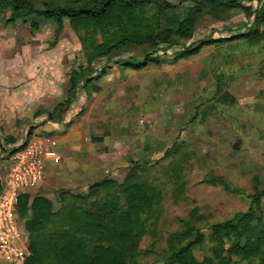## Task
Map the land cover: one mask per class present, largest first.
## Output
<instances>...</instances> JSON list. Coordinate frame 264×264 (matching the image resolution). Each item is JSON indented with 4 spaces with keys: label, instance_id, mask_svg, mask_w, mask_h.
Instances as JSON below:
<instances>
[{
    "label": "rangeland",
    "instance_id": "374dc122",
    "mask_svg": "<svg viewBox=\"0 0 264 264\" xmlns=\"http://www.w3.org/2000/svg\"><path fill=\"white\" fill-rule=\"evenodd\" d=\"M234 1L152 0V16L155 11L169 21L194 19L192 38L178 35L177 40L197 52L181 58L175 46L166 55L158 53L166 58L162 63L141 70L109 64L104 76L94 77L87 91L78 93L61 123L49 124L50 130L32 115L17 127L1 103L0 194L6 189L10 152L26 140L48 137L44 141L56 144L61 161L47 164L42 182L28 193L31 198H44L58 211L61 196L70 194L85 199L86 211L102 215L107 199L89 191L92 185L147 179L161 199L137 243V264H165L166 257L197 235L202 245L191 254L198 261L209 256L211 227L247 212L252 195L264 191V36L254 43L230 38V32L244 31L249 23L245 8L256 5ZM9 17L10 12L0 14V74L20 72L24 86L55 79L64 100L68 73L84 64L69 20H63L55 38L50 21L40 20L33 29L31 19L6 24ZM129 54L139 57L140 51ZM40 68L45 73L52 68L54 76ZM57 105H47L48 113ZM175 167L181 169L179 180L169 172ZM177 191L182 193L178 198ZM18 223L28 245L24 222ZM0 264H6L1 254Z\"/></svg>",
    "mask_w": 264,
    "mask_h": 264
},
{
    "label": "trees",
    "instance_id": "16d2710c",
    "mask_svg": "<svg viewBox=\"0 0 264 264\" xmlns=\"http://www.w3.org/2000/svg\"><path fill=\"white\" fill-rule=\"evenodd\" d=\"M151 1L0 0V14L10 12L6 24L28 18L32 20L33 29H37L40 20H47L58 38L63 31V20L68 19L70 29L78 38L84 64L68 73L66 100L53 110L55 116L46 114L47 122L61 123L65 112L77 101L78 93L86 92L94 77L104 76L111 63L141 70L149 64L162 63L166 58L158 53L166 55L175 46L181 48L177 52L181 58L197 52V48L190 49L177 40L178 35L192 38L194 19L169 21L166 14L159 15L155 11L152 16L148 13ZM200 1L205 5H222L223 2L236 5L234 0ZM248 2L256 3L255 7L245 8L249 23L242 26L244 31L230 32V38L246 37L254 43L264 36L257 28L260 23L264 24V0ZM132 49L139 50L140 56L130 55ZM180 170L175 167L169 172L179 180ZM89 191L106 197L102 215L86 211L82 207L86 205L85 199L70 194L61 196L58 211L41 197L24 194L18 198L17 217L27 230L30 254L24 264H137L136 246L146 233V223L154 218L160 192L147 179L139 183L133 179L121 185L103 180L92 185ZM181 194L177 191L176 198ZM251 199L247 212L211 227L209 256L198 261L191 254L202 245L197 235L194 241L166 257L165 264H264V191L252 195ZM121 200L125 211L121 210ZM28 220L30 223L25 226Z\"/></svg>",
    "mask_w": 264,
    "mask_h": 264
},
{
    "label": "built area",
    "instance_id": "2783aa9c",
    "mask_svg": "<svg viewBox=\"0 0 264 264\" xmlns=\"http://www.w3.org/2000/svg\"><path fill=\"white\" fill-rule=\"evenodd\" d=\"M20 147L15 148L6 189L0 194V254L6 264H24L30 256L24 228L18 223V198L42 182L48 163L60 162L55 143L37 138Z\"/></svg>",
    "mask_w": 264,
    "mask_h": 264
},
{
    "label": "crops",
    "instance_id": "0c3cea01",
    "mask_svg": "<svg viewBox=\"0 0 264 264\" xmlns=\"http://www.w3.org/2000/svg\"><path fill=\"white\" fill-rule=\"evenodd\" d=\"M51 69L48 70L47 73H45L43 71V68H40V71L42 74H44V73H45V75L50 74V76L52 77V75L54 76L55 70L52 71ZM56 73H55V75H57ZM21 74L22 73H20V72H16L13 74H11L9 72H4V74H0V77H2V80H1L2 83L0 84V97L1 98L4 97L3 102L0 101V104L2 103L3 107L5 108V115H7V117L9 119H11L13 122H15L17 127H20L21 123L24 121L28 122L29 115H32L33 118L40 119V121H45L47 123L45 125V128H44L45 131H47V129L50 130L51 125H49V124H53V123H48L45 120L46 119L45 115L49 112V110L46 108V106L52 105V103H54V102H56V103L58 102L59 105L62 104L66 100L67 91L65 93V99L64 100H63V98L61 99L57 94L58 93V90L56 87L57 82H55V79H52V78H49V79L41 78L40 81H37L36 85L33 84V85L24 86V85H22V83L25 80H21ZM12 80L14 81L13 85L9 84L12 82ZM7 82H8L9 86H7ZM67 88H68V82H67ZM8 89H10L9 92L5 93L6 90H8ZM78 100L79 99H77V101ZM75 103H73V104H75ZM41 108L45 109V111L42 112V110H39ZM23 117L26 119H23ZM38 138L42 139L43 141L49 140V139H47L48 137H45V138L38 137ZM55 146H56V144H55ZM57 154L59 155V153H57ZM51 164H53V163H51ZM53 165H55V164H53ZM7 176H6V179H7Z\"/></svg>",
    "mask_w": 264,
    "mask_h": 264
},
{
    "label": "water",
    "instance_id": "95a60500",
    "mask_svg": "<svg viewBox=\"0 0 264 264\" xmlns=\"http://www.w3.org/2000/svg\"><path fill=\"white\" fill-rule=\"evenodd\" d=\"M240 145H241L240 149H242V148H243V145H242V143H240Z\"/></svg>",
    "mask_w": 264,
    "mask_h": 264
}]
</instances>
